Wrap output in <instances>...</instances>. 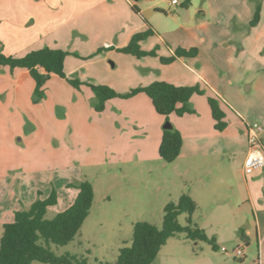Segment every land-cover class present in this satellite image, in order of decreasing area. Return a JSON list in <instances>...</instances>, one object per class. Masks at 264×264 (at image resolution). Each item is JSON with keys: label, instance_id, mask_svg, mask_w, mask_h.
<instances>
[{"label": "rangeland", "instance_id": "374dc122", "mask_svg": "<svg viewBox=\"0 0 264 264\" xmlns=\"http://www.w3.org/2000/svg\"><path fill=\"white\" fill-rule=\"evenodd\" d=\"M203 1L192 0L185 9L179 5L169 6L170 0H159L157 6L168 18H164L162 12L152 17L157 30L141 46L149 51L156 48L159 56V52L164 53L163 57L171 56L165 43H171L174 34L168 32L176 30L178 25H195L200 19ZM259 4L262 5L260 24L243 28L245 34L235 33L236 47L232 43L231 51L220 41L213 40L221 50L231 52L226 60L228 66H238L243 47L254 49L256 32H263L260 38H264V0ZM147 15L142 11L143 17ZM103 48L106 47L99 46L83 56L79 48L65 50L69 55L65 58L64 72L82 85L75 89L52 75L43 88L41 99L36 98L34 82L27 71L0 67V214L12 217L13 209L26 210L34 201L46 199L54 190L56 205L49 207L45 214V219L50 220L76 199L78 192L74 186L89 181L93 187V202L79 233L66 246L49 245L56 255L69 253L86 258L88 264L114 263L119 250L130 246L134 223L147 222L160 228L166 203L176 202L181 194H188V189L198 188L201 182L209 183L208 190L216 185L212 176H219V171L213 158L240 153L238 119L228 105L226 92L230 79L227 67L216 66L202 73L208 83L204 84L192 75L182 80L179 75L188 71L180 63L162 65L158 57L136 59L110 50L97 53ZM170 80L189 84L176 85ZM155 81L176 86L197 85L204 93L191 97L192 114L164 117L154 111L143 94L107 101L103 111L96 112L95 97L86 85H105L125 94ZM244 82L237 84L240 87L237 97L248 111L245 121L262 126L249 104L252 94L245 90ZM209 96L218 98L232 138L225 139L221 132L215 131L210 119L211 130L216 136L215 145L220 152L208 158L207 168L211 174L198 177L197 169L191 168L188 160L181 156L172 163L162 161L158 147L166 123L179 131L190 120L202 116L203 110L210 114ZM239 122L243 124L240 119ZM239 168L240 164L234 158L221 164L233 192L222 187L218 196L233 210L243 205L240 216L250 215L248 204L240 202ZM198 199L192 223L214 238L216 249L206 242L190 241L183 233H178L166 241L151 264H256V258H251L256 255V245L254 242L250 247L245 245L238 232L245 228L214 224L216 204L209 202L203 194ZM6 219L0 221V238L3 225L9 222ZM177 222L186 226V214H180ZM236 248L244 258L233 257L232 251Z\"/></svg>", "mask_w": 264, "mask_h": 264}, {"label": "crops", "instance_id": "0c3cea01", "mask_svg": "<svg viewBox=\"0 0 264 264\" xmlns=\"http://www.w3.org/2000/svg\"><path fill=\"white\" fill-rule=\"evenodd\" d=\"M134 2L132 0H0L2 52L7 56L21 57L30 51L44 47L62 51L79 48L78 51L82 52L80 54L83 56L99 46L113 47L114 49L110 51L117 52V48L127 45L133 34L144 31L147 24L150 25L147 18L153 25H150L153 30H157L152 17L164 12L157 6L159 0H141L139 4ZM203 3L199 11L200 19L196 24L191 27L178 25L176 30L168 32L174 34V42L165 43V45L170 55L178 48L197 49L195 57L178 58L170 63L171 65L180 63L187 69L188 72L179 75L182 80L192 75L204 84H208L202 73L209 72L208 69L212 70L216 66H225L229 69L230 79L226 92H228V105L238 119L236 128L239 132L240 153H234L232 157L213 158L220 150L218 151L215 145L216 136L215 131L211 130L213 129L210 122L212 118L209 112L207 114L203 110L202 116L190 120L185 128L181 127L179 132L182 136V146L179 156L188 160L191 168L197 169L198 177L211 174L207 168L208 158H213L219 171V176H212L216 181L212 189H206L209 183L201 182L198 188L188 189V195L197 205L201 194L209 202L216 204L214 224H230L235 229L243 226L245 231L242 233V240L245 245L250 247L253 242L256 245V255L253 254L251 258H256V264H264V166L249 175L243 172L247 151L245 128L249 123L245 121V113L247 114L248 111L237 97L240 94V87L237 84L245 80L244 88L252 94L249 104L257 115L256 119L263 126L260 138L264 147V38H260L263 32L255 33L254 49L242 48L243 56L239 59L237 67L226 64L231 52H224L216 45V41H213H220V44H224V47L231 51L229 49L234 43L235 33L245 34L242 30L250 26L254 9L260 5V0H204ZM169 6H171L170 2ZM133 7L137 11H133ZM260 7V20L254 27H257L261 21L262 5ZM142 11L149 15L143 17ZM163 15L164 18H168L166 14ZM207 17L210 22H205ZM178 29L180 32L177 33ZM77 37H80L79 40ZM234 46L236 47L235 43ZM141 48L149 51L145 46ZM159 54L164 56V53L159 52ZM164 80L169 81V79ZM239 119L243 124L239 122ZM228 129L227 123L226 129L220 133L225 139L232 138ZM230 158L237 159L240 164V185L242 186L240 202L248 204L250 215L240 216L243 205L233 210L219 199L218 195L222 187L233 192L232 185L221 169V164H226V160ZM16 211L18 210L13 209L12 217L10 214L7 217L0 214V221L7 218L6 220H9L7 224L12 223Z\"/></svg>", "mask_w": 264, "mask_h": 264}, {"label": "trees", "instance_id": "16d2710c", "mask_svg": "<svg viewBox=\"0 0 264 264\" xmlns=\"http://www.w3.org/2000/svg\"><path fill=\"white\" fill-rule=\"evenodd\" d=\"M191 0H179V7L187 9ZM133 11H137L135 7ZM165 14L164 12H162ZM260 20V5L254 9L250 26L254 27ZM155 31L147 24L144 31L137 32L130 37L127 45L117 48L118 53L129 55L136 59L145 57H158L162 65H167L178 58H193L197 49H176L169 57L159 56L157 49L145 51L141 43L154 35ZM110 48L99 49L97 53ZM67 52L60 49L44 47L33 50L21 57L7 56L2 52L0 45V67L25 70L34 82V93L37 99L44 95V86L52 75L65 80L70 86L79 89L82 85L77 79H70L64 72V62ZM95 97V111L102 112L107 101L121 98L127 99L143 94L151 102L154 111L161 116L168 117L174 114L181 117L192 114L190 105L193 95H203L204 91L199 86H176L164 81H155L146 86L131 89L125 94H119L105 85L86 84ZM213 128L222 132L227 127L225 114L220 107L218 98L207 97ZM168 128L162 129L161 141L158 147L160 159L172 163L177 159L182 146V136L179 131L166 123ZM164 125V126H165ZM77 190L76 199L69 207L58 213L54 218L45 219L49 207L56 205V193L51 191L46 199L34 201L26 210L14 213L13 222L3 225L0 238V264H88L86 258L64 253L54 254L49 245L66 246L72 242L89 215L93 202V187L87 180L74 186ZM197 209L195 201L186 193L181 194L176 202L169 201L163 208L161 227L147 223L136 222L133 224L131 244L119 250L114 263L99 264H151L157 257L159 250L166 241L178 233H183L185 238L193 242H206L216 249L213 237H208L205 232L192 223V215ZM186 214L187 225L182 227L177 222L180 214ZM242 238L243 230L239 231Z\"/></svg>", "mask_w": 264, "mask_h": 264}, {"label": "built area", "instance_id": "2783aa9c", "mask_svg": "<svg viewBox=\"0 0 264 264\" xmlns=\"http://www.w3.org/2000/svg\"><path fill=\"white\" fill-rule=\"evenodd\" d=\"M179 4V0H170L171 6ZM263 127L258 124H249L245 128L247 151L243 165V172L246 175L263 168L264 166V147L260 138ZM235 258L242 259V252L236 248L232 251Z\"/></svg>", "mask_w": 264, "mask_h": 264}, {"label": "water", "instance_id": "95a60500", "mask_svg": "<svg viewBox=\"0 0 264 264\" xmlns=\"http://www.w3.org/2000/svg\"><path fill=\"white\" fill-rule=\"evenodd\" d=\"M132 1H139V0H132ZM163 128H168V126L165 125Z\"/></svg>", "mask_w": 264, "mask_h": 264}]
</instances>
